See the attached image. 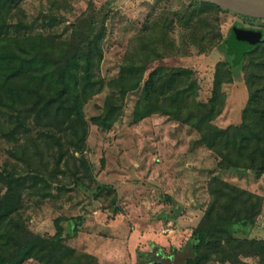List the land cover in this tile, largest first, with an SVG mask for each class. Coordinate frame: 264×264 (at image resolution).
<instances>
[{
    "label": "trees",
    "instance_id": "trees-1",
    "mask_svg": "<svg viewBox=\"0 0 264 264\" xmlns=\"http://www.w3.org/2000/svg\"><path fill=\"white\" fill-rule=\"evenodd\" d=\"M52 1L61 5L60 0ZM226 12L250 17L202 0L190 2L179 13L175 12V18L161 16L150 27L154 33L141 37L140 53H125L118 74L105 82L95 74L103 57L101 39L90 29H74L69 39L43 34L9 35L7 30L13 17L18 30H28L30 25L24 21L21 7L12 0H0V134L14 139L27 117H33L39 127V140L47 149H55L54 171L58 173L70 152L82 153L85 149L88 134L85 103L105 85L119 91L117 97L107 95L101 113L92 117L93 123L109 129L120 116L126 95L140 88L133 108L134 121L160 113L188 124L216 158L219 171L264 175V42L246 50L234 63V55L226 46L230 30L225 37L220 32L221 14ZM173 22L182 28L198 52L217 47L226 55L225 60L215 65L210 95L205 101L198 100L197 82L191 69L170 67L162 62L167 29ZM261 31L264 39V29ZM137 59L140 63L135 62ZM155 61L159 64L144 76L148 65ZM240 71L248 94L241 121L219 127L213 120L225 105L222 85L232 82ZM28 148L19 144L9 151L12 158L29 166L26 175L0 166V264H23L30 259L41 264L80 261L90 264L87 257L77 258L67 244L82 220L80 216L57 219L56 231L50 236L11 221L21 209L26 187L33 188L39 181L46 185L40 172L31 168L34 163ZM34 148L37 149L36 144ZM35 153L39 157L38 149ZM81 163L85 171L92 169L84 159ZM29 172L31 176H27ZM78 172H74L75 180ZM207 190L210 200L186 240L184 247L189 254L182 264H264V238L253 236L260 229L257 219L262 212L263 197L218 175L209 179ZM111 203L113 212L118 210L115 198ZM61 220H66L69 232H65ZM150 246L156 248V253L148 258L163 256L161 248L153 243Z\"/></svg>",
    "mask_w": 264,
    "mask_h": 264
},
{
    "label": "rangeland",
    "instance_id": "rangeland-1",
    "mask_svg": "<svg viewBox=\"0 0 264 264\" xmlns=\"http://www.w3.org/2000/svg\"><path fill=\"white\" fill-rule=\"evenodd\" d=\"M12 1L22 8L24 21L30 28L18 30L13 17L7 30L9 35L43 34L69 39L72 31L79 28L90 29L94 36L100 37L103 57L95 74L107 82L118 74L125 53H140L141 37L154 33L150 28L154 21L161 16L175 18V12L195 0H60V6L52 0ZM236 22L262 26L229 12L222 13L223 37ZM163 56L165 65L191 69L197 82L198 100L202 101L210 95L216 63L226 59L217 47L198 52L175 22L167 29ZM158 64V61L150 63L144 76ZM222 90L225 105L213 123L219 127L238 124L248 95L243 72L235 75L232 82L224 83ZM140 91L139 88L126 95L121 114L109 129L93 123L92 117L101 113L107 95L117 97L119 91L105 85L93 95L84 105L88 125L85 149L82 153L70 152L58 173L54 171L55 149H47L39 140V127L33 117H27L14 139L0 134V166L26 175L29 166L9 154L15 146L25 144L32 154L31 168L38 170L46 182L26 187L21 209L11 221L50 236L56 231L57 219L80 216L82 220L67 244L77 258L87 257L90 264H182L189 254L184 247L186 240L210 200L209 179L218 175L263 197L262 212L257 219L260 229L253 236L264 238V175L219 171L216 158L188 124L160 113L134 121L133 108ZM81 159L92 167L90 171L84 170ZM74 172H78L76 180ZM113 198L118 209L114 212ZM60 222L65 232H69L66 220ZM151 243L162 249L163 256L148 258L156 253ZM138 252L143 253L141 257ZM23 264L41 263L30 259Z\"/></svg>",
    "mask_w": 264,
    "mask_h": 264
},
{
    "label": "water",
    "instance_id": "water-1",
    "mask_svg": "<svg viewBox=\"0 0 264 264\" xmlns=\"http://www.w3.org/2000/svg\"><path fill=\"white\" fill-rule=\"evenodd\" d=\"M218 5L223 10L250 17L264 18V0H202ZM264 42L261 31L232 26L226 41L227 50L233 53V62H238L243 53Z\"/></svg>",
    "mask_w": 264,
    "mask_h": 264
},
{
    "label": "flooded vegetation",
    "instance_id": "flooded-vegetation-1",
    "mask_svg": "<svg viewBox=\"0 0 264 264\" xmlns=\"http://www.w3.org/2000/svg\"><path fill=\"white\" fill-rule=\"evenodd\" d=\"M239 17H241V16H239ZM241 18L244 19L245 21L250 20V22H255V23L259 22V23H261L262 26H258L256 24L255 25L249 24V23L247 24L246 22L245 23L239 22L242 25H236L237 27H241V28H245V29L259 30V31L264 29V18H262V19L261 18H251V17H241ZM261 33H262V31H261Z\"/></svg>",
    "mask_w": 264,
    "mask_h": 264
},
{
    "label": "crops",
    "instance_id": "crops-1",
    "mask_svg": "<svg viewBox=\"0 0 264 264\" xmlns=\"http://www.w3.org/2000/svg\"><path fill=\"white\" fill-rule=\"evenodd\" d=\"M257 238H259V237H257ZM263 238V237H262Z\"/></svg>",
    "mask_w": 264,
    "mask_h": 264
}]
</instances>
